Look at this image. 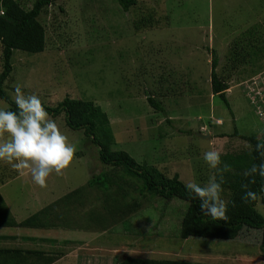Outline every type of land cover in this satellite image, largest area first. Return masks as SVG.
Masks as SVG:
<instances>
[{
  "label": "rangeland",
  "instance_id": "374dc122",
  "mask_svg": "<svg viewBox=\"0 0 264 264\" xmlns=\"http://www.w3.org/2000/svg\"><path fill=\"white\" fill-rule=\"evenodd\" d=\"M17 1L31 9L36 0ZM38 21L45 29V49L37 54L13 51L12 72L4 83L11 100L20 85L25 95L35 94L49 107L65 97L92 101L108 115L113 150L125 151L166 177L177 174L185 185L207 183L212 170L202 158L205 151L241 154L251 147L239 135L264 140V120L248 99L264 95V0H137L127 12L116 0H56L42 9ZM213 60L217 76L228 85L231 111L211 92ZM147 97L165 113L152 108ZM8 107L0 100V109ZM49 117L76 153L64 175L48 177L44 195L51 186L58 194L111 171L82 132L66 127L63 115ZM18 175L0 163L1 181ZM24 176L1 187L11 205H29L34 194L37 185ZM126 190L128 197L114 186L108 192L93 188L79 202L82 208H75L98 214L120 208L123 215L98 225L115 227V241L122 238L130 257L264 264L260 231L194 228L184 216L186 202L149 200ZM255 209L264 217L261 200Z\"/></svg>",
  "mask_w": 264,
  "mask_h": 264
},
{
  "label": "trees",
  "instance_id": "16d2710c",
  "mask_svg": "<svg viewBox=\"0 0 264 264\" xmlns=\"http://www.w3.org/2000/svg\"><path fill=\"white\" fill-rule=\"evenodd\" d=\"M55 1L36 0L31 9H24L17 0H0V44L2 46L0 100L5 101L9 105L5 110L17 111L15 101L11 100L4 90V83L12 72L11 58L13 51L19 50L29 54H37L44 51L45 29L38 21V17L43 8L52 5ZM116 2L124 12H127L136 5L137 0H116ZM216 65L217 61L213 60L210 72L211 92L219 97L225 107L231 111L226 97L228 85L217 76L215 72ZM147 102L155 110L165 113L164 108L151 97H147ZM43 106L49 116L53 118L63 115L64 123L69 130L82 132L86 140L97 147L100 162L110 167V172H100L92 176L87 183V187H96L108 192L114 186L120 192V195L124 194L127 197L130 193L126 189H131L137 191L138 196L149 200L154 198H160L165 201H171L173 198L179 199L187 203L184 216L189 217V224L194 228L209 227L233 234L240 232L243 228L260 231L259 248L264 259V217L255 209L259 200L264 204V197L262 196L264 180L257 176L256 182L249 184V188L258 194V199L255 202L245 204L241 200L244 191L242 185L248 184V179L242 173L250 168L253 163H260L254 149L257 143H264V140L260 141L255 134L248 136L239 135L241 139L249 143L250 152L235 155L222 154V161L228 163L232 171L225 173L226 182L222 186V196L226 197L229 220L218 221L204 216L199 207L200 202L188 198L185 184L179 179L177 174L170 178L166 177L153 166L137 163L125 151L113 150L115 139L108 115L94 102L65 97L54 107L44 104ZM234 134L237 135L236 130ZM118 211H120V208L115 212H105L98 218V224L114 220L113 218L119 214L123 215L124 212ZM111 216L114 217L112 218ZM116 264L207 263L136 258L124 255L121 260H117Z\"/></svg>",
  "mask_w": 264,
  "mask_h": 264
},
{
  "label": "crops",
  "instance_id": "0c3cea01",
  "mask_svg": "<svg viewBox=\"0 0 264 264\" xmlns=\"http://www.w3.org/2000/svg\"><path fill=\"white\" fill-rule=\"evenodd\" d=\"M20 177L0 180V192L4 184ZM87 183L58 194L51 186L45 195L33 185L29 205H11L0 193V264H116L130 256L121 234L115 241V227L103 230L98 225L105 212L76 210L96 188Z\"/></svg>",
  "mask_w": 264,
  "mask_h": 264
},
{
  "label": "clouds",
  "instance_id": "9594fccd",
  "mask_svg": "<svg viewBox=\"0 0 264 264\" xmlns=\"http://www.w3.org/2000/svg\"><path fill=\"white\" fill-rule=\"evenodd\" d=\"M14 101L17 111L0 109V163L10 166L21 176L30 175L37 186L46 188L50 175L62 176L71 166L76 147L62 133L56 121L49 117L37 95H25L17 85ZM254 151L260 163H253L242 173L248 179V184L242 185L241 200L245 204L258 199V194L249 188V184H254L257 176L264 180V143H257ZM221 157L219 150L205 151L202 158L212 170L207 183L189 182L185 188L189 199L200 202L204 216L228 221L222 186L226 182L225 173L231 172L232 168Z\"/></svg>",
  "mask_w": 264,
  "mask_h": 264
},
{
  "label": "built area",
  "instance_id": "2783aa9c",
  "mask_svg": "<svg viewBox=\"0 0 264 264\" xmlns=\"http://www.w3.org/2000/svg\"><path fill=\"white\" fill-rule=\"evenodd\" d=\"M254 99L249 97V102L251 101L252 105L255 106V113L260 117L262 120H264V95L261 94V92L254 93Z\"/></svg>",
  "mask_w": 264,
  "mask_h": 264
},
{
  "label": "water",
  "instance_id": "95a60500",
  "mask_svg": "<svg viewBox=\"0 0 264 264\" xmlns=\"http://www.w3.org/2000/svg\"><path fill=\"white\" fill-rule=\"evenodd\" d=\"M201 137L208 138V136H201Z\"/></svg>",
  "mask_w": 264,
  "mask_h": 264
}]
</instances>
